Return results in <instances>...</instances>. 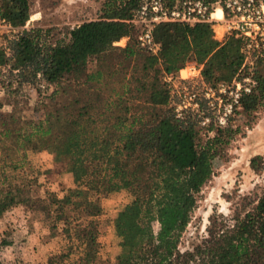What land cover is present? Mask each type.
I'll return each instance as SVG.
<instances>
[{"label": "trees", "instance_id": "obj_1", "mask_svg": "<svg viewBox=\"0 0 264 264\" xmlns=\"http://www.w3.org/2000/svg\"><path fill=\"white\" fill-rule=\"evenodd\" d=\"M138 1L105 0L102 17L73 27L66 40L52 42L50 29L31 28L10 41L9 55L0 49V64L10 61L19 83L39 74L50 83H58L66 74H85L90 57L127 36L148 54L145 71L154 70L152 79L142 85L149 94L144 106L140 108L138 98L119 95L113 104L118 114L103 126L91 114V105L71 116L57 109L55 118L46 119L39 140L54 152L57 162L64 163L74 181L60 194L47 192L42 208L55 213L51 228L62 224L63 234L79 252L78 264H264V192L252 211L213 234L205 246L193 252L179 250L198 194L214 174L215 158L241 130L234 124L235 117L250 116L264 107V66H258L257 86L243 96L228 125L202 128L192 116L176 117L169 89L158 77L160 71H179L194 59L204 64L207 81H230L243 63V40L231 33L222 44L208 22H166L154 28L161 50L152 55L138 45L137 29L128 22ZM30 15L28 0H1L0 16L13 26H24ZM133 47L128 44L124 51L134 55ZM259 159L252 158L254 169L259 168ZM124 187L132 188L135 199L114 219L121 240L119 252L110 261L99 254L98 217L102 198ZM22 201L7 191L0 196V215ZM62 256L51 257L49 264Z\"/></svg>", "mask_w": 264, "mask_h": 264}, {"label": "rangeland", "instance_id": "obj_2", "mask_svg": "<svg viewBox=\"0 0 264 264\" xmlns=\"http://www.w3.org/2000/svg\"><path fill=\"white\" fill-rule=\"evenodd\" d=\"M28 1L31 15L27 23L3 29L0 42L15 39L22 30L31 28L50 29L52 42L66 40L73 27L102 17L105 0ZM222 24L225 30L226 25ZM212 28L215 36L213 25ZM228 36L219 42L223 44ZM128 44L134 46L136 54L124 51ZM147 56L127 36L104 53L90 57L85 74H66L58 83L43 79L44 88L38 77L19 83L18 71H13L10 61L9 69L0 71L4 80H9L5 93L0 95V196L12 190L24 199L0 215V264H49L55 255L63 256L54 259L53 264H78L79 252L63 234L62 224L51 228L55 213L42 208L47 192L55 190L60 194L69 176L64 163L57 162L54 152L44 148L39 135L46 119L55 118L57 109L63 116H71L91 105V114L103 126L118 114L113 104L119 95L138 98L142 108L149 95L142 85H147L154 74L153 69H144ZM165 73L168 72L160 71L158 77L169 89L171 103L172 89L163 79ZM173 73L180 75V70ZM218 81L206 80L209 84ZM234 124L240 125L241 130L214 160V174L198 194L197 207L182 233L181 253L202 248L213 234L233 226L236 219L254 209L264 192V107L250 116L238 114ZM256 156H261L258 169L251 165ZM134 199L130 187L102 198L103 211L98 219L99 254L103 259L113 261L119 252L121 238L114 219ZM153 226L158 229V222H153Z\"/></svg>", "mask_w": 264, "mask_h": 264}, {"label": "built area", "instance_id": "obj_3", "mask_svg": "<svg viewBox=\"0 0 264 264\" xmlns=\"http://www.w3.org/2000/svg\"><path fill=\"white\" fill-rule=\"evenodd\" d=\"M219 9L221 18L215 15ZM128 22L137 29L138 45L152 55H158L161 50V43L154 35V28L160 23L208 22L213 27L225 23L226 34L235 33L242 38L243 63L230 81L207 83L202 73L203 64L194 59L186 62L180 75L164 74L165 83L172 89L171 106L178 118L192 116L202 128L211 125L224 127L240 107L243 96L252 93L257 86V68L264 66V0H139ZM12 27L0 16V33ZM11 40L13 37L0 42V49L8 55ZM9 67L8 63L0 64V71H7ZM38 76L39 85L46 87L41 75ZM4 79L0 74V95L5 93L9 84V80Z\"/></svg>", "mask_w": 264, "mask_h": 264}, {"label": "crops", "instance_id": "obj_4", "mask_svg": "<svg viewBox=\"0 0 264 264\" xmlns=\"http://www.w3.org/2000/svg\"><path fill=\"white\" fill-rule=\"evenodd\" d=\"M214 31L216 32L215 38L218 40H222L226 35V31L224 30L223 24H214ZM67 174V176H69L67 187L74 186L72 175L70 173Z\"/></svg>", "mask_w": 264, "mask_h": 264}, {"label": "bare ground", "instance_id": "obj_5", "mask_svg": "<svg viewBox=\"0 0 264 264\" xmlns=\"http://www.w3.org/2000/svg\"><path fill=\"white\" fill-rule=\"evenodd\" d=\"M219 10H220V9H219ZM219 10H218V11H219ZM218 11H217V13H216L215 15H216L217 18H221L222 15H220ZM220 11H221V10H220ZM221 14H222V12H221Z\"/></svg>", "mask_w": 264, "mask_h": 264}]
</instances>
